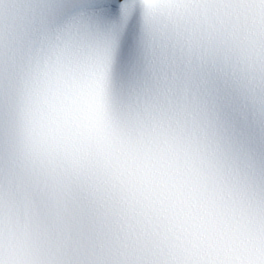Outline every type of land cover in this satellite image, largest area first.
<instances>
[{
	"label": "snow or ice",
	"instance_id": "snow-or-ice-1",
	"mask_svg": "<svg viewBox=\"0 0 264 264\" xmlns=\"http://www.w3.org/2000/svg\"><path fill=\"white\" fill-rule=\"evenodd\" d=\"M0 264H264V0H0Z\"/></svg>",
	"mask_w": 264,
	"mask_h": 264
}]
</instances>
